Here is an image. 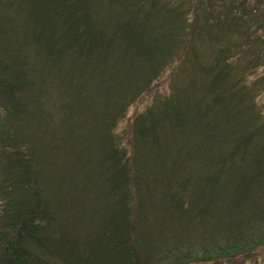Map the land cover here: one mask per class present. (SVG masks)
<instances>
[{"label": "trees", "instance_id": "16d2710c", "mask_svg": "<svg viewBox=\"0 0 264 264\" xmlns=\"http://www.w3.org/2000/svg\"><path fill=\"white\" fill-rule=\"evenodd\" d=\"M257 251L264 0H0V264Z\"/></svg>", "mask_w": 264, "mask_h": 264}, {"label": "rangeland", "instance_id": "374dc122", "mask_svg": "<svg viewBox=\"0 0 264 264\" xmlns=\"http://www.w3.org/2000/svg\"><path fill=\"white\" fill-rule=\"evenodd\" d=\"M167 77L168 73H166L152 88V90L141 97L137 102H135L133 105L130 106L126 119L118 126L117 133L121 134L124 129L127 128L128 123L131 122L132 118L144 111L151 103L152 98L154 95H164L167 92ZM263 254H260V251H257L254 253V256L249 260L245 261L244 264H263L262 256Z\"/></svg>", "mask_w": 264, "mask_h": 264}]
</instances>
